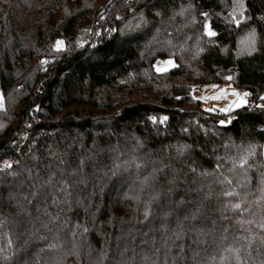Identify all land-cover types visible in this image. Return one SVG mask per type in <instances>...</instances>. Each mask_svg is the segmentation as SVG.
<instances>
[{"label":"trees","instance_id":"1","mask_svg":"<svg viewBox=\"0 0 264 264\" xmlns=\"http://www.w3.org/2000/svg\"><path fill=\"white\" fill-rule=\"evenodd\" d=\"M0 98V264H264V0H0Z\"/></svg>","mask_w":264,"mask_h":264},{"label":"rangeland","instance_id":"2","mask_svg":"<svg viewBox=\"0 0 264 264\" xmlns=\"http://www.w3.org/2000/svg\"><path fill=\"white\" fill-rule=\"evenodd\" d=\"M97 32H98L97 29H93V30L89 29L87 33H88V35H90L91 33H93L94 35H98ZM86 42H87V38L84 40V44H86ZM63 47H64V44H63ZM169 60H171L173 62L175 67L177 66L176 62L171 58L170 59H160L154 65L155 70L157 71V68H160V69H167L166 71H169V70H172L173 68H175V67L168 65L166 63ZM166 71H159V72H166ZM213 86H215V87H213ZM221 90H226L228 95L224 98L219 99V100L211 99V97L219 95L221 93ZM233 91L239 92V93H241V95H243V93H245V92L241 91L231 81H225L222 83H214V84H209V85H205V86H196L192 90V96L196 101H200L202 103V105L204 106V108H206V106L209 105V106H216L218 109H221V108H226L231 101H234L237 99L235 96L231 95V93ZM243 99L245 100V103L243 105H241L240 107H233L231 111L224 112V113H226V114L235 113L237 110L247 106V104H248L247 96L243 97ZM206 103H207V105H206ZM263 151H264V149H263Z\"/></svg>","mask_w":264,"mask_h":264},{"label":"snow or ice","instance_id":"3","mask_svg":"<svg viewBox=\"0 0 264 264\" xmlns=\"http://www.w3.org/2000/svg\"><path fill=\"white\" fill-rule=\"evenodd\" d=\"M208 35L209 36H213L215 35L214 32L210 31L208 32ZM63 44L64 42L63 41H57L56 42V50L59 51L61 50V48L63 47ZM168 65H171L173 67H175V65L173 64V62L171 60L167 61L166 62ZM167 69H160V68H157V71H166ZM228 79H231V77H228ZM215 87V86H213ZM228 95V93L226 92V90H221V93L217 96H214V97H211V99H216V100H219L221 98H224ZM232 96H235L237 99L234 100V101H231L228 106L226 108H221L219 109L220 112H228V111H231L233 107H240L241 105H243L245 103V100L243 99V97H246L248 95L247 92L243 93V95H241V93L239 92H236V91H233L231 93ZM207 99V98H206ZM0 107H2V98H0ZM211 109H209L210 111ZM154 119V118H153ZM164 119H167L166 117ZM224 121H221V124H223ZM186 147V146H185ZM182 152V149L180 150ZM255 153V150L254 149H251L250 150V154H254ZM246 163V159L245 158H242L241 159V166H243L244 164ZM5 167H11L10 164H8L7 162H5ZM228 183H231V181H228ZM262 187L260 189L261 193H262V197H264V177L261 178V181H260ZM225 196H228V197H231L233 195H235L234 192L232 191H227L224 193ZM232 209L234 210H241V203H234L231 205ZM148 213L145 212V216L147 217ZM249 223H251V221H249ZM260 227L262 229H264V224H261ZM85 231H87V229H85ZM239 239H243V240H248L249 238L248 237H241ZM244 247V245H240L239 247H236V246H227L225 248L222 249V254L221 256L219 257V261H220V264H225V261H228L231 259L232 256L235 257V260L237 262V264H242L241 262V257L239 255V253L241 252L242 248ZM209 264H217V258L215 256H213L210 261H209Z\"/></svg>","mask_w":264,"mask_h":264},{"label":"built area","instance_id":"4","mask_svg":"<svg viewBox=\"0 0 264 264\" xmlns=\"http://www.w3.org/2000/svg\"><path fill=\"white\" fill-rule=\"evenodd\" d=\"M89 29L93 30L96 29L95 25H90ZM87 38V42L86 44L89 45L90 47L95 46V44L98 42L99 40V35H94L93 33H91L90 35L86 36ZM230 72L232 74H237L238 73V69L236 67H233L230 69ZM207 110L209 111V109H211L209 111V113L213 116L218 117L219 120H223L225 122H231L234 118V113L231 114H226L224 112H220L219 109L217 107L214 106H206Z\"/></svg>","mask_w":264,"mask_h":264},{"label":"water","instance_id":"5","mask_svg":"<svg viewBox=\"0 0 264 264\" xmlns=\"http://www.w3.org/2000/svg\"><path fill=\"white\" fill-rule=\"evenodd\" d=\"M221 121H223V120H219V121H218V125H219L220 127H224V128H226V127H230V126H231V123H228V122H225V121H224V123L221 124Z\"/></svg>","mask_w":264,"mask_h":264},{"label":"crops","instance_id":"6","mask_svg":"<svg viewBox=\"0 0 264 264\" xmlns=\"http://www.w3.org/2000/svg\"><path fill=\"white\" fill-rule=\"evenodd\" d=\"M205 105V104H204ZM206 105H207V103H206ZM214 107H216V106H214Z\"/></svg>","mask_w":264,"mask_h":264}]
</instances>
